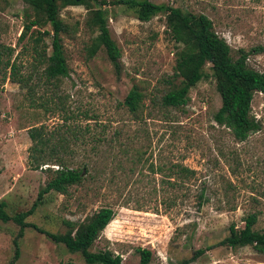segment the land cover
Listing matches in <instances>:
<instances>
[{
  "label": "rangeland",
  "instance_id": "1",
  "mask_svg": "<svg viewBox=\"0 0 264 264\" xmlns=\"http://www.w3.org/2000/svg\"><path fill=\"white\" fill-rule=\"evenodd\" d=\"M188 5L208 15L233 51L260 46L247 60L264 71V0H188ZM105 8L110 36L121 53L119 74L103 47L88 57L92 34L84 26L85 6L66 5L60 14L70 26L63 34L69 73L56 85L45 80L34 56L31 38L36 32L31 29L20 38L31 8L25 0H0L4 209L10 216L29 210L47 181L50 171L45 168H57L45 164L33 169L29 164L31 128L42 125L54 141L67 138L55 153L71 168L85 164L87 173L66 193H45L26 222L62 234L67 222L78 224L94 210L110 206L114 217L92 250L109 249L122 257V264H139L138 248L151 251L149 264H264V253L250 245L230 248L220 243L231 224L243 227L249 213L257 215L254 228H264V94L256 92L251 103L261 127L240 142L214 120L221 99L210 63L204 68L208 76L190 89L186 105L164 107L161 96L173 74L176 51L164 16L142 22L130 8ZM50 40L47 35L43 42L50 45ZM7 61L16 63L22 81L11 78ZM134 84L144 93L136 116L123 105ZM183 167L193 172L185 174ZM18 230L13 220H0V264L12 256ZM19 249L15 264H84L80 253L69 252L33 227L24 229ZM197 250L203 252L194 256Z\"/></svg>",
  "mask_w": 264,
  "mask_h": 264
},
{
  "label": "trees",
  "instance_id": "2",
  "mask_svg": "<svg viewBox=\"0 0 264 264\" xmlns=\"http://www.w3.org/2000/svg\"><path fill=\"white\" fill-rule=\"evenodd\" d=\"M5 2L6 0H1ZM32 10L27 23L23 26L20 38L29 30L35 31L32 36V50L41 73L46 81H55L56 85L63 77L68 76L69 68L64 51L63 34L69 32L70 26L61 17L60 10L66 5L83 4L86 8L84 26L92 34L90 43L86 47L88 57L95 55L103 47L106 55L113 65L115 73L120 71V50L111 38L108 27V16L105 6H123L134 11L136 18L142 22L149 21L154 16L162 14L166 32L176 46L173 74L168 79L167 88L161 96L164 107L178 108L187 104L190 89L208 74L204 68L210 63L216 89L220 95L221 104L214 114V120L228 128L236 141H244L252 133L260 129L261 122L252 114L251 103L256 92L264 94V71L254 69L248 64L250 51L262 49L253 48L246 50L238 48L232 50L225 38L214 29L213 21L201 11L194 10L188 5V0L181 4L166 2L156 3L151 0H25ZM187 2V3H186ZM185 3V4H184ZM28 14V13H27ZM76 28L78 22H76ZM49 26V29L42 27ZM31 32V33H32ZM50 35V45L43 42L45 36ZM42 42V44H40ZM50 46V52H47ZM12 53V49L8 48ZM9 74L18 82L23 78L17 76V66L13 61L6 62ZM144 93L136 85H132L123 105L128 112L136 116L143 106ZM85 129V128H84ZM33 142L28 150L29 164L33 169H38L45 164L57 165L53 170L46 167L47 181L38 192L37 200L27 211L10 216L4 209L6 204L0 200V220L7 222L13 220L19 225V230L14 237L13 253L6 264H15L20 255L19 238L23 236L26 227H33L44 233L55 243H62L71 253H80L84 264H122V257L109 249L92 250L96 239L114 217V210L110 206H102L86 215L78 224L67 222L68 230L65 233H52L37 225L26 222L25 218L31 215L37 207L42 196L49 191L66 193L67 189L85 180L87 166L83 169L69 167L65 160L55 153L56 147L67 143L65 136H59L54 141L53 134L47 132L44 126L32 127ZM84 134V131H83ZM75 136V133H72ZM76 138V136H75ZM51 151L46 153V150ZM54 151V152H53ZM54 155V156H53ZM51 162V163H50ZM183 173L193 172L187 167L182 168ZM257 221L256 213H249L244 218L242 228L231 224L229 233L220 243L230 248L250 245L256 251L264 253V228L257 230L254 225ZM197 250L194 256L201 254ZM139 264H149L151 251L147 248H138ZM60 264H73L61 262Z\"/></svg>",
  "mask_w": 264,
  "mask_h": 264
},
{
  "label": "water",
  "instance_id": "3",
  "mask_svg": "<svg viewBox=\"0 0 264 264\" xmlns=\"http://www.w3.org/2000/svg\"><path fill=\"white\" fill-rule=\"evenodd\" d=\"M75 1H80V0H75Z\"/></svg>",
  "mask_w": 264,
  "mask_h": 264
}]
</instances>
